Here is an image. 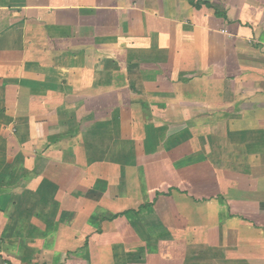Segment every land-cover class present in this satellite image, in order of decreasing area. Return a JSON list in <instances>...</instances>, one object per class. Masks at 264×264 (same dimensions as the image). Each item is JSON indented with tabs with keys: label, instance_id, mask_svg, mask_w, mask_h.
<instances>
[{
	"label": "crops",
	"instance_id": "crops-1",
	"mask_svg": "<svg viewBox=\"0 0 264 264\" xmlns=\"http://www.w3.org/2000/svg\"><path fill=\"white\" fill-rule=\"evenodd\" d=\"M0 136V264H264V0H0Z\"/></svg>",
	"mask_w": 264,
	"mask_h": 264
},
{
	"label": "trees",
	"instance_id": "trees-1",
	"mask_svg": "<svg viewBox=\"0 0 264 264\" xmlns=\"http://www.w3.org/2000/svg\"><path fill=\"white\" fill-rule=\"evenodd\" d=\"M218 13H217V15L218 16H220V17H224L225 16V14L222 12V11H217ZM118 216V215H117Z\"/></svg>",
	"mask_w": 264,
	"mask_h": 264
},
{
	"label": "rangeland",
	"instance_id": "rangeland-1",
	"mask_svg": "<svg viewBox=\"0 0 264 264\" xmlns=\"http://www.w3.org/2000/svg\"><path fill=\"white\" fill-rule=\"evenodd\" d=\"M13 131V130H12ZM0 139H1V136H0Z\"/></svg>",
	"mask_w": 264,
	"mask_h": 264
}]
</instances>
